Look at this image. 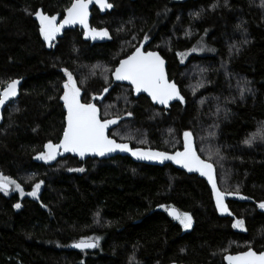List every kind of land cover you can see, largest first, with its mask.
Instances as JSON below:
<instances>
[{
  "label": "trees",
  "instance_id": "1",
  "mask_svg": "<svg viewBox=\"0 0 264 264\" xmlns=\"http://www.w3.org/2000/svg\"><path fill=\"white\" fill-rule=\"evenodd\" d=\"M72 1L0 0V91L21 80L0 120V173L27 192L40 184L18 212L0 197V264H223L233 247L263 251L262 0H107L112 7L93 9L90 22L107 39L73 30L46 42L35 12L57 23ZM200 42L212 52L180 62ZM136 48L166 62L181 102L159 107L114 82L115 67ZM64 70L81 104L116 121L108 125L115 141L172 155L184 151L188 132L192 150L213 166L216 189L253 202L228 199L229 215L219 214L206 182L168 163L38 160L67 123ZM170 208L191 217L189 230L168 217ZM85 238H98L97 247L69 248Z\"/></svg>",
  "mask_w": 264,
  "mask_h": 264
},
{
  "label": "snow or ice",
  "instance_id": "2",
  "mask_svg": "<svg viewBox=\"0 0 264 264\" xmlns=\"http://www.w3.org/2000/svg\"><path fill=\"white\" fill-rule=\"evenodd\" d=\"M97 2L102 9L112 7L111 4L107 3V0H97ZM88 3L89 0H73L71 6L65 10L66 15L61 25H57L54 22L56 20L55 16L45 15L37 10L35 15L39 20V30L43 39L46 42H51L55 39L56 34L64 24H74L78 22L84 25L87 30ZM262 3H264V0H262ZM90 31L94 38L98 35L106 36L108 34L107 31L103 29L99 32H97L96 29H91ZM87 34L88 32L86 31V35ZM144 39L147 40L148 36L145 35ZM163 64V60L155 52H142L140 48H136L132 55L120 61L113 75L116 80L129 81L136 91L143 89L154 101L160 104H167L170 99L179 94L176 85L169 83L165 79ZM64 71L68 79L64 83V94L61 96V100L64 101V106L67 109V123L63 131V137L59 144L54 145L51 142L46 143L44 145L46 151L39 154L38 158L45 160L55 159L59 149H63L64 152L77 153L81 157H83L85 153H95L96 155L102 156L105 153L119 149L121 151H132V155L141 159L161 161L173 160L189 171H199L202 176H206L209 183L212 184L218 210L227 211V208L223 204V194L216 189L213 177V166L201 160L192 150L190 133H184V151L176 152L174 155H169L164 152L142 151L140 149L130 150L126 144L116 143L105 135L107 126L116 123V121H101L97 117V109L94 104H81L78 99L79 89L72 79V74L67 70ZM17 84L18 81L12 80L3 91H0V105L4 104L10 97L16 96ZM253 139L254 137H250L246 139L244 143L251 144ZM79 170L83 171V169ZM10 184L14 185L15 188L23 194V190L19 184H16L15 181H10L7 177L0 176V191L6 192ZM39 187V183L35 184L33 186V191L29 193V195L35 196ZM15 206L20 207L19 204ZM259 207L264 208V202L259 203ZM171 214L170 212V215ZM174 218L179 219L184 228L191 227V217L187 213L182 214V216L177 215ZM233 227L243 228V221L237 220L233 224ZM97 244L98 238H85L73 244V247L83 250L97 247ZM225 260L228 264H264V252L257 254L249 249L247 252L240 253L236 256H225Z\"/></svg>",
  "mask_w": 264,
  "mask_h": 264
},
{
  "label": "water",
  "instance_id": "3",
  "mask_svg": "<svg viewBox=\"0 0 264 264\" xmlns=\"http://www.w3.org/2000/svg\"><path fill=\"white\" fill-rule=\"evenodd\" d=\"M73 2V1H72ZM96 3V0H89V3H88V17H87V24H88V28L90 27V22H91V18H92V9L94 7ZM72 4V3H71ZM70 4V6H71ZM69 6V7H70ZM66 15V11H64L63 13V17L56 23L57 25H61L62 21L64 20V17ZM86 30L84 25L80 24V23H74V24H64L61 28H60V31L56 34V37L55 39H60L63 37L64 33L67 32V31H73V30ZM132 55V54H131ZM158 55V54H157ZM130 56V55H129ZM159 56V55H158ZM128 57V56H127ZM126 57V58H127ZM160 57V56H159ZM124 58V59H126ZM161 58V57H160ZM123 59V60H124ZM162 59V58H161ZM163 60V59H162ZM164 64H163V68H164V76H165V79L169 82L168 80V74H167V64L166 62L163 60ZM120 62L118 63L117 66H119ZM116 66V67H117ZM115 67V69H116ZM115 69L113 71V73L115 72ZM112 78L114 80V82L116 83H123V84H127L129 85L134 93H136L137 95H143L145 96L152 104L156 105V106H159V107H169L171 104L175 103V102H181V95L179 93V90L178 88L176 87L177 89V92H178V96H174L172 99H170L167 104H160L156 101H154L152 99V97L147 93L145 92L143 89H141L140 91H136L135 88L133 87V85L127 81V80H116L114 78V75L112 74ZM18 81V84L16 85V89H17V94L15 97H10L8 100L5 101L4 104L0 105V120L2 119V114H3V111L9 106V104L15 100L17 98V96L19 95V88H20V85H21V80H16ZM171 83V82H169ZM66 126V125H65ZM64 131V130H63ZM105 135L111 139V140H114L112 137L109 136V127L107 126V128L105 129ZM63 137V132H62V135H61V138L60 140L62 139ZM60 140H59V143H60ZM115 141V140H114ZM116 143H118L117 141H115ZM58 143V144H59ZM128 146V145H127ZM128 148L130 150H133L131 149L129 146ZM60 153L63 155V156H68V157H72V158H75L77 159L78 161H86L88 159H100V160H108V159H111V158H114V157H117V156H121V157H131L135 160H138V161H142V162H150V161H154V162H158L159 164L163 165L165 163H168V164H172V165H176V166H182L181 164H177L175 163L173 160H146V159H141V158H138L137 156H134L132 155V151H121L119 149L115 150V151H112V152H108V153H105L104 155L100 156V155H96L95 153H85V155L83 157H81L80 155H78L77 153H74V152H64L63 149H59ZM174 155V154H172ZM194 175H197V174H194ZM202 178V177H201ZM204 178V177H203ZM215 181V179H214ZM207 182V180H206ZM208 184V183H207ZM209 186V185H208ZM211 192H212V196H213V200H214V203L216 202V199H215V196H214V193H213V187L211 188L209 186ZM223 198L226 200L227 199H233V200H238L239 202H247V203H252L253 201L251 199H247V198H243L241 199V197L238 198V195L237 196H234L232 198H230V195H226L224 196L223 195ZM223 199V201L225 202V200ZM216 204V203H215ZM170 212L172 213L170 215ZM167 215L170 219L172 220H179V219H176L174 218L175 216L179 215V212L176 210V209H173V208H170L167 210ZM75 244V243H74ZM71 250H79V251H84V250H92L94 248H86V249H79V248H76V247H73V244L69 247ZM247 252V251H245ZM264 252V251H262ZM261 253V252H260ZM240 254V253H239ZM259 254V253H257ZM238 255V254H236ZM236 255H232V256H236ZM226 263L228 264V262L226 261ZM178 264V263H177Z\"/></svg>",
  "mask_w": 264,
  "mask_h": 264
},
{
  "label": "flooded vegetation",
  "instance_id": "4",
  "mask_svg": "<svg viewBox=\"0 0 264 264\" xmlns=\"http://www.w3.org/2000/svg\"><path fill=\"white\" fill-rule=\"evenodd\" d=\"M96 7H99V9L98 10H104L105 8H101L100 7V5L98 4V2H97V0H96V3H95V5H94V7H93V9H95L96 10ZM92 9V10H93ZM92 29H95V28H92ZM76 30H78V29H76ZM91 30V28L89 27L87 30H80V31H82L83 32V34L86 36V31L88 32V31H90ZM89 38V37H88ZM93 40V39H92ZM80 101V100H79ZM58 153L59 154H57V156H59V155H61V153H60V151L58 150ZM172 165V164H171ZM174 167H176V168H178V169H180V170H182L183 172H185L186 174H190V175H194V174H197V175H195V176H199L200 178L202 177V179L206 182V180H207V182H206V184L207 185H209L211 188H212V184H210L209 183V180H208V178L206 177V176H202L201 174H200V172L199 171H195V170H192V171H189L187 168H185V167H183V166H176V165H173ZM0 176H3V177H7V176H4L3 174H1L0 173ZM204 177V178H203ZM7 178H9V177H7ZM9 180L10 181H15V180H12L11 178H9ZM15 183L16 184H19L18 182H16L15 181ZM22 189V188H21ZM23 190V194H21V191H19V190H17L16 188H15V186L14 185H12V184H10L9 185V187H8V189H7V191L5 192V191H0V197H2V198H4V199H6V200H11L12 202H11V206H12V210H14V211H16V212H18L19 210H21L22 208H23V206H24V202H26V201H34L35 200V196H33V195H29V193H31L32 191H30V192H27L26 190H24V189H22ZM239 197H241V199H242V196H238V198ZM224 199V198H223ZM225 200V202L223 201V204L225 205V207L227 208V211H221V210H218V208H217V204H215V207H216V209L218 210V212H219V214H223V215H229V211H230V209H229V201H228V199L226 200V198L224 199ZM238 201V200H237ZM239 202V201H238ZM241 203H243V202H241ZM17 204H19L20 205V207H16L15 205H17ZM235 223V221H233L232 222V226H233V224ZM235 230H237V231H242V230H240L241 228H236V227H233ZM243 229V228H242ZM189 230V229H188ZM185 231H187V230H185ZM232 249H235V250H237V251H235V252H233V251H230L228 254H226L225 256H232V255H236V254H239V253H243V252H245V251H248L249 249H251L252 251L254 250V249H252V248H245V249H243V250H241L242 248L241 247H233ZM264 251V250H263ZM254 252H256V253H260L259 251H256V250H254ZM262 252V251H261ZM224 260H223V264H227L226 263V260H225V257L223 258Z\"/></svg>",
  "mask_w": 264,
  "mask_h": 264
},
{
  "label": "rangeland",
  "instance_id": "5",
  "mask_svg": "<svg viewBox=\"0 0 264 264\" xmlns=\"http://www.w3.org/2000/svg\"><path fill=\"white\" fill-rule=\"evenodd\" d=\"M176 1H179V0H176ZM56 23V20L54 21ZM87 37H89L90 39H93V40H105L107 39V35L106 36H95V38L93 37L91 31H88V34L86 35ZM53 41V40H52ZM212 52V49L209 48L206 44H204L203 42H200L199 44H197L192 50L188 51V52H185V53H182L180 54V62H184L191 54H198V55H204V54H209ZM68 79V77H67ZM66 79V81H67ZM73 79V78H72ZM74 81V79H73ZM80 98V92H79V96H78V99ZM63 101V100H62ZM64 103V101H63ZM67 111V109H66ZM46 151V150H45ZM59 154V153H58ZM39 157V156H38ZM38 160H45V159H40L38 158ZM57 157V155H56ZM55 157V159H56ZM55 159H52V160H45V161H54ZM235 222L237 220H234ZM179 224L181 225L182 229L183 230H188L189 228H184L183 225L180 223L179 221ZM233 227V226H232ZM239 229V227H236ZM240 230L243 231V229L241 228Z\"/></svg>",
  "mask_w": 264,
  "mask_h": 264
}]
</instances>
